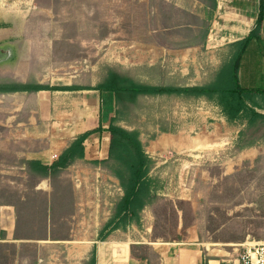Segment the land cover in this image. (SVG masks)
<instances>
[{
  "label": "rangeland",
  "instance_id": "1",
  "mask_svg": "<svg viewBox=\"0 0 264 264\" xmlns=\"http://www.w3.org/2000/svg\"><path fill=\"white\" fill-rule=\"evenodd\" d=\"M178 1L39 0L47 8L27 26L33 41L27 52L32 74L26 75V83L94 88L111 70L153 85L211 83L229 46L216 54L187 51L186 41L195 34L181 27L192 20L177 7ZM43 38L52 43H41ZM85 95L27 94L19 110L21 124L10 120L5 129L0 127V188L11 202L25 199L26 229L47 232L57 220L62 229L63 217L73 225L77 242L108 231L124 195L119 180L92 162L107 158L109 136L93 135L85 144L88 160L53 177L39 192L34 189L39 183L20 167L34 157L29 151L48 150L49 156L41 157L57 161L66 141L109 127L115 103L107 107L105 100L93 106ZM6 108L12 118L17 106ZM123 118L120 126L141 132L156 161L151 175L159 182L155 204L142 212L134 228L126 229L134 242L146 243L135 247L137 256L146 254L156 263L151 247L196 241L208 257L232 262L246 245L264 244V140L239 148L245 119L230 123L214 102L175 96L140 98ZM67 246L80 249L70 243L10 245L4 264H80L83 258L71 260Z\"/></svg>",
  "mask_w": 264,
  "mask_h": 264
},
{
  "label": "crops",
  "instance_id": "2",
  "mask_svg": "<svg viewBox=\"0 0 264 264\" xmlns=\"http://www.w3.org/2000/svg\"><path fill=\"white\" fill-rule=\"evenodd\" d=\"M186 2L188 6H185ZM44 7L40 6L39 0H0V52L10 54L7 59L0 61V127L2 129L6 128V123L11 122L10 120L21 124L19 110L24 106L26 101L25 96L27 94H34L5 91L2 87L27 84L25 77L32 74L27 64V55L32 50L31 44L33 41L27 36V26H29L33 18L37 17V15L47 8ZM177 7L192 20V23L181 26L187 28L186 32L188 29H192L197 37L201 35L200 30L206 27L209 29L205 46L190 47L187 51H211L216 54L224 51L225 46L232 45L249 37L251 32L257 27L262 7L264 9V0H179ZM196 41L202 42V40L198 39ZM41 43L48 45L52 42L48 38H43ZM227 55L228 53L225 55L224 61L227 59ZM241 77L244 86L249 89L264 88V23L260 39L251 42L244 54L241 65ZM70 92L87 93L88 95L85 96L88 97L90 105L93 106H99L100 101L105 102V100L108 103L107 107H112L115 103L114 97L110 93H101L96 90ZM53 93L56 92H38L40 95L47 96H52ZM10 106L12 108L17 106V111L13 114L12 118L6 115L8 108L4 109V107ZM103 128L106 127L103 126ZM104 134L108 136L106 132L102 135ZM34 138L39 141L41 137L36 136ZM66 142L65 145L67 146L63 149L61 155L72 144V141H70V144H68V141ZM2 152L3 148H0V153L2 154ZM48 154V150H44L43 152L29 151L28 155L34 157L28 158L20 167L28 178L39 183L34 188L36 192L41 191V185L47 184L50 179L65 171L56 175L51 174L49 177H41L33 173L29 166L30 162L40 161L49 167L56 162V159L51 161L48 158L41 157V155L47 156ZM86 160H88L87 150ZM96 161L98 159L92 161L93 164ZM66 202H71V200ZM25 203V199L18 200L17 202L9 201L2 187L0 188V264L5 263L4 250L8 249V246L26 243L51 244L54 247H60L67 243L80 245V249L74 246L72 248L67 246L71 260L76 259L78 256L83 258L80 264H88L94 254L96 256V264H240L238 260L229 262L218 257H208V255L204 254L205 252L202 250L201 244L196 241L189 244L169 243L159 244V247H151L153 252L157 254L155 263L146 254L137 256L134 253L136 246L139 244V246L146 245V243L134 242L131 234L126 232V229L129 227L134 228V224L111 232L103 240V235H106L104 228L94 234V238L82 242L74 240V227L63 217L60 224L62 229L58 228V220L54 226H48L47 232H39L34 228L26 229L22 213L25 210ZM41 234L45 235L38 237ZM149 246H153V244L151 245L150 243ZM42 261L43 257L40 259V262Z\"/></svg>",
  "mask_w": 264,
  "mask_h": 264
},
{
  "label": "trees",
  "instance_id": "3",
  "mask_svg": "<svg viewBox=\"0 0 264 264\" xmlns=\"http://www.w3.org/2000/svg\"><path fill=\"white\" fill-rule=\"evenodd\" d=\"M263 23L264 9L262 7L257 27L245 40L229 45L227 59L216 72L214 80L205 85L185 87L153 85L138 82L129 75L111 70L105 80L94 88L53 87L42 84L2 87L5 91L27 93L96 90L101 93H110L114 97L116 116L111 119L107 129L99 126L97 129L79 136L51 167L40 161H33L29 163L30 169L41 177L59 174L74 163L85 161L86 141L93 135H102L106 132L109 136L107 158L96 161L94 164L103 166L119 180L124 195L116 204L112 221L108 225L106 235H103V240L115 230L130 224H138L141 221L142 212L148 206L155 204L158 198L159 182L151 175L156 161L146 151L145 144L141 139V132L128 130L118 124L119 121L124 120V112L137 105L140 98L175 96L205 99L220 107L230 123L240 119L246 120V127L239 135L240 149L256 146L264 140V135H260L264 131V113L260 111L264 108V88L249 89L245 87L241 77V65L251 42L260 39ZM189 32L192 33L191 30H188ZM208 34V27L202 29L200 36L193 35L192 38H188L187 47L205 46ZM197 39L202 42H197ZM260 98L263 103L260 102ZM88 264H96L95 254Z\"/></svg>",
  "mask_w": 264,
  "mask_h": 264
},
{
  "label": "built area",
  "instance_id": "4",
  "mask_svg": "<svg viewBox=\"0 0 264 264\" xmlns=\"http://www.w3.org/2000/svg\"><path fill=\"white\" fill-rule=\"evenodd\" d=\"M238 261L240 264H264V244L246 245Z\"/></svg>",
  "mask_w": 264,
  "mask_h": 264
},
{
  "label": "water",
  "instance_id": "5",
  "mask_svg": "<svg viewBox=\"0 0 264 264\" xmlns=\"http://www.w3.org/2000/svg\"><path fill=\"white\" fill-rule=\"evenodd\" d=\"M10 56L9 53L0 52V61L7 59Z\"/></svg>",
  "mask_w": 264,
  "mask_h": 264
}]
</instances>
